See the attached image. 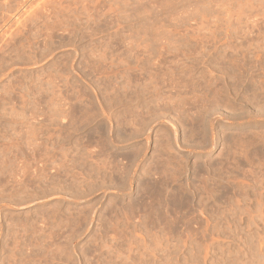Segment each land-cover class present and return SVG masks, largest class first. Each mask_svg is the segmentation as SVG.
<instances>
[{
    "label": "rangeland",
    "instance_id": "1",
    "mask_svg": "<svg viewBox=\"0 0 264 264\" xmlns=\"http://www.w3.org/2000/svg\"><path fill=\"white\" fill-rule=\"evenodd\" d=\"M0 264H264V0H0Z\"/></svg>",
    "mask_w": 264,
    "mask_h": 264
}]
</instances>
